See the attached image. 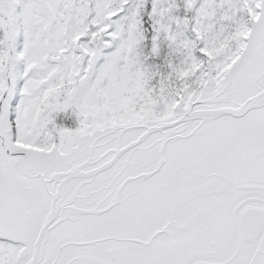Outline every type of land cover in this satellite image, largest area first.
<instances>
[{
    "label": "snow or ice",
    "instance_id": "6c2138e0",
    "mask_svg": "<svg viewBox=\"0 0 264 264\" xmlns=\"http://www.w3.org/2000/svg\"><path fill=\"white\" fill-rule=\"evenodd\" d=\"M0 264H264V0H0Z\"/></svg>",
    "mask_w": 264,
    "mask_h": 264
}]
</instances>
